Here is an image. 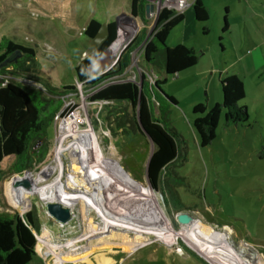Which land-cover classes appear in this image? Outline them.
Instances as JSON below:
<instances>
[{
  "label": "rangeland",
  "instance_id": "obj_1",
  "mask_svg": "<svg viewBox=\"0 0 264 264\" xmlns=\"http://www.w3.org/2000/svg\"><path fill=\"white\" fill-rule=\"evenodd\" d=\"M167 2L147 0L153 5L148 16H133L130 0H0V38L35 51L33 59L22 60V67H12V61L1 65L0 79L44 94L49 84L63 100V113L54 117L43 139L21 158L10 155L0 162V215L24 217L30 212L39 241L42 232L55 243L78 239L69 246L64 264H87L75 257L78 251L73 249L83 250L88 243L93 247L94 241L98 246L116 241L122 249L91 254L93 264H264V24L251 15L242 18L243 0H202L208 12L204 21L196 20L192 6H186L165 45L191 48L197 62L165 75L161 57L156 65L149 64L143 50L157 13ZM90 19L117 24V46L114 41L110 47L117 58L134 36L142 35L129 51V64L122 73L97 86L79 81L74 70L86 56L89 38L82 30ZM142 74L150 84L163 80L161 92L155 89L159 101L152 105L153 114L183 141L156 192L145 173L154 146L138 130L131 104L91 99L108 84L131 81L140 86ZM231 74L244 82L239 103L246 107L247 121L226 126L222 112L213 140L200 146L193 120L221 102L219 80ZM198 103L204 107L202 113L193 112ZM68 117L73 132L62 126ZM68 157L77 166L68 168ZM97 169L102 174L95 178ZM117 189L123 191L122 198L110 200ZM45 191L70 207L68 221L49 213ZM98 199L106 203L104 208ZM111 212L116 214L113 218L106 216ZM179 212L193 219L180 224ZM88 218L91 226H99L96 230L85 229ZM112 231L116 233L110 235ZM84 234L87 239L80 240ZM45 256L35 250L26 264L55 263Z\"/></svg>",
  "mask_w": 264,
  "mask_h": 264
},
{
  "label": "trees",
  "instance_id": "obj_2",
  "mask_svg": "<svg viewBox=\"0 0 264 264\" xmlns=\"http://www.w3.org/2000/svg\"><path fill=\"white\" fill-rule=\"evenodd\" d=\"M147 0H130V14L144 16V6ZM194 18L204 21L208 17L206 7L200 0L191 4ZM183 14L174 9L162 7L156 16L151 37L144 45L143 57L152 65H156L157 57L162 59V68L165 75H174L197 62L195 52L182 44L173 47L165 45V39L173 26L181 22ZM223 28L227 22L223 19ZM100 23L90 19L84 26L82 33L90 39ZM108 34L100 45L83 57L74 67L75 75L79 81L90 86H97L103 80L122 73L129 64V51L140 41L142 35L134 36L120 53L116 63L107 71L89 77L85 72V65L96 57L116 37V23L107 22ZM21 53V59L12 61L9 65L14 68L22 67L23 59H33L35 51L31 46H25L8 37L0 38V66L14 52ZM161 63V61H160ZM25 70L28 66L24 67ZM3 68H0L2 72ZM163 80L155 79L153 84L141 75L140 87L131 81L108 84L97 89L92 100L127 101L135 110V124L140 133H146L153 143V150L147 165V179L150 185L157 189L160 178L168 171L169 165L175 160L181 150L183 141L174 128L167 125L163 119L153 114V103H158V93ZM222 99L215 103L202 116L195 117L193 127L199 137V145L209 144L214 136L221 113L223 112L226 126L247 121L246 107L240 104L244 98V89L241 79L231 74L219 80ZM47 93L40 89L25 87L13 81L4 82L0 79V162L7 156L14 155L21 158L27 154L30 147L46 135V129L61 111L63 100L57 97L56 88L45 84ZM64 89H74L73 86H63ZM170 102L175 103L171 96L164 95ZM201 104L193 106L194 113H202ZM138 117V121H137ZM140 124V125H139ZM145 135V134H144ZM9 201L10 197H6ZM35 228V221L30 212L24 217L18 214L12 216L0 215V264H26L35 255L36 238L29 228Z\"/></svg>",
  "mask_w": 264,
  "mask_h": 264
},
{
  "label": "water",
  "instance_id": "obj_3",
  "mask_svg": "<svg viewBox=\"0 0 264 264\" xmlns=\"http://www.w3.org/2000/svg\"><path fill=\"white\" fill-rule=\"evenodd\" d=\"M152 10H153V5L150 3H146L144 6L145 15L148 16L149 12ZM117 31H118V29L116 27V37L114 38V40H112L105 49H103L96 57H94L90 62H88L85 65V72L88 76L92 77V76L99 75V74L107 71L108 69H110L116 63L118 55H115V53L112 52L110 47L118 36ZM107 34H108V28L106 27V25L100 24L99 27L97 28V30L95 31V33L92 35V37H90L89 44L85 49L84 55H87L90 52H92L94 49H96L100 45V43L105 39ZM19 55H21V53L19 51H17V50L14 51L6 59V62H11V61L15 60L16 57ZM137 121H138V117H137ZM144 134L148 138V140L151 142V144L153 145L151 139L146 135V133H144ZM151 153H152V151H151ZM151 153H150V155H151ZM150 155H149V157H150ZM149 157L147 159L146 167H145L146 178H147V165H148ZM147 181H148V179H147ZM148 184H149V187L154 192H156V190L150 185L149 182H148ZM47 206H48L49 213L55 219L62 221V222H66L71 218V215H72L71 209L68 206H66L65 204H63L62 202L57 201V200H48ZM192 219H193V217L186 212H179L176 215V220L180 224H187ZM29 228H31V230H32V227L30 224H29ZM35 238H36V236H35Z\"/></svg>",
  "mask_w": 264,
  "mask_h": 264
},
{
  "label": "bare ground",
  "instance_id": "obj_4",
  "mask_svg": "<svg viewBox=\"0 0 264 264\" xmlns=\"http://www.w3.org/2000/svg\"><path fill=\"white\" fill-rule=\"evenodd\" d=\"M113 46H117L116 45V41H115V43H114V45ZM62 126H64L65 128H67L68 130H70L69 132H73V130H71V128H74L73 127V123H72V120H71V118L70 117H68V119H66V120H64V121H62ZM76 127V126H75ZM63 129V128H62ZM65 131V130H64ZM66 132V131H65ZM63 133V132H62ZM64 136H62L61 138H63ZM60 138V140L62 141V139ZM64 139V138H63ZM61 141H59V143L61 142ZM68 160H69V167L68 168H71V167H74L75 165L77 166V162H74L73 161V159L71 158V157H68ZM73 162V163H72ZM75 163V164H74ZM98 168V167H97ZM60 169V168H59ZM80 169V168H79ZM72 170V169H71ZM59 171H61V170H59ZM75 171V170H74ZM81 171V170H80ZM80 171H78V173H80ZM82 173V172H81ZM96 175H94V177L95 178H97V177H99L100 176V173L102 174V172H101V170L100 169H97L96 170ZM75 176V175H74ZM82 179V178H81ZM72 181H74V179L72 180ZM94 181V180H93ZM94 183V182H93ZM99 184V183H98ZM67 185H69L68 183H67ZM71 185V184H70ZM95 187V186H94ZM101 187V186H100ZM106 187V186H105ZM55 189V188H54ZM47 190V189H46ZM99 190V189H98ZM53 191H55V190H53ZM99 192H100V190H99ZM122 193H123V191H121V189H117V191L116 192H114L113 193V195H112V199H110V200H114L115 198H117V197H121L122 198ZM44 194H53L52 192H50V193H48V192H44ZM98 196H101L100 194L98 195ZM53 198H55L54 196H52V199ZM91 201H92V199H90ZM99 201H100V203L98 204V205H102V207L104 208V206L106 205V203L105 202H103L101 199H98ZM96 201V200H95ZM106 201V200H105ZM92 203L94 204V202L92 201ZM96 205H97V203H96ZM97 210V209H96ZM105 210V209H104ZM106 211V210H105ZM116 214H114L113 212H111V213H108V215L106 214V216H108V217H112L113 218V216H115ZM106 216L104 217V218H106ZM121 217H123V216H121ZM111 218V219H112ZM122 219V218H121ZM90 220V219H89ZM88 221V220H87ZM129 221H126V223H128ZM103 223H104V221H103ZM103 223H101V225L100 226H102L103 225ZM97 227H99V226H94L93 225V228L92 229H95L96 230V228ZM103 227V226H102ZM101 227V229H103ZM100 230V229H99ZM114 231V230H113ZM111 232L110 233V235L111 234H114V233H116V232ZM43 236L42 237H40L41 239H42V241H39V239L37 240V238H36V242H35V250H37L38 252L39 251H41V252H43V253H45V257H46V259H50L52 262L54 261L55 263L54 264H64V259L67 257L66 256V253H67V250H68V252H69V246L72 248V246L73 245H75V242H77L78 241V239L77 240H72L69 244H67V243H55V242H52L51 240H49L48 238H47V235L45 234V233H41ZM99 236V235H98ZM106 236H108V235H106ZM106 236H99V239H104ZM112 237V236H111ZM87 239V237L86 236H84V239ZM89 238H90V236H89ZM93 238V237H92ZM81 240H83V238L81 239ZM39 241V242H38ZM38 242V243H37ZM69 242V241H68ZM114 242H116V241H113V243H109L108 245H105L104 244V246H98V245H96V246H90V243H88L87 244V246H86V248H83V250H81L80 248H77V249H73V250H75V251H78V254H77V256H75L76 258H78V259H85L86 261H85V263H87V264H93L92 263V259L91 258H89L90 256H91V254H99L100 252H104V251H106V250H110L111 248H113V247H120L121 248V246L118 244V243H114ZM129 245V244H128ZM90 246V247H89ZM74 247V246H73ZM84 247V246H83ZM37 248V249H36ZM47 248H49L48 250H47ZM52 249V250H51ZM93 249V250H92ZM122 249V248H121ZM124 249V248H123ZM96 250V251H95ZM74 252V251H73ZM99 252V253H98ZM93 256V255H92ZM102 257V256H101ZM58 258H59V260H58ZM102 259L104 260V261H108L105 257H102Z\"/></svg>",
  "mask_w": 264,
  "mask_h": 264
},
{
  "label": "crops",
  "instance_id": "obj_5",
  "mask_svg": "<svg viewBox=\"0 0 264 264\" xmlns=\"http://www.w3.org/2000/svg\"><path fill=\"white\" fill-rule=\"evenodd\" d=\"M200 1L202 2V0ZM236 1H240V0H236ZM242 7H244V9L246 10V12L242 14V18L244 17L243 19L246 20L248 19L247 17L251 15V18L258 20L259 22L264 24V0H243ZM226 10L229 11L228 5H226ZM252 57L254 58L255 55L254 56L252 55ZM242 83H243V88H244V82Z\"/></svg>",
  "mask_w": 264,
  "mask_h": 264
},
{
  "label": "built area",
  "instance_id": "obj_6",
  "mask_svg": "<svg viewBox=\"0 0 264 264\" xmlns=\"http://www.w3.org/2000/svg\"><path fill=\"white\" fill-rule=\"evenodd\" d=\"M166 4V8L174 9L180 12L181 9L189 6L193 3L194 0H168Z\"/></svg>",
  "mask_w": 264,
  "mask_h": 264
},
{
  "label": "flooded vegetation",
  "instance_id": "obj_7",
  "mask_svg": "<svg viewBox=\"0 0 264 264\" xmlns=\"http://www.w3.org/2000/svg\"><path fill=\"white\" fill-rule=\"evenodd\" d=\"M116 27H117V24H116ZM118 59V58H117ZM90 77V76H89ZM93 77V76H92ZM52 194H45L44 195V198L45 199H50V200H55V198H53L52 199ZM129 199H131V198H129ZM66 206H68V205H66ZM69 207V206H68ZM85 207H86V205L84 206V207H82V210H83V216H84V218L87 216L86 214V209H85ZM70 208V207H69ZM90 224H89V218H88V221L86 220V224H85V229H87V230H90V231H92L93 229V226H91L92 228H90ZM84 236H85V234L80 238V240L83 238L84 239ZM93 244H94V246H96V245H98V244H95V241L93 242Z\"/></svg>",
  "mask_w": 264,
  "mask_h": 264
}]
</instances>
